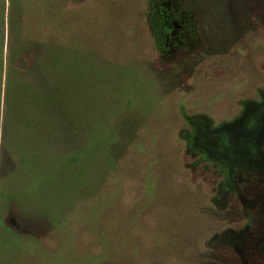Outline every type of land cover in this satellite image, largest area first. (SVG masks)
I'll use <instances>...</instances> for the list:
<instances>
[{"label": "rangeland", "instance_id": "rangeland-1", "mask_svg": "<svg viewBox=\"0 0 264 264\" xmlns=\"http://www.w3.org/2000/svg\"><path fill=\"white\" fill-rule=\"evenodd\" d=\"M149 1L71 0L44 25L35 0H0V264H264V0H167L192 11L197 38L166 52ZM61 37L94 64L79 83L89 116L64 151L74 176L49 181L41 207L7 99L28 85L26 49ZM191 125L228 177L188 150Z\"/></svg>", "mask_w": 264, "mask_h": 264}, {"label": "trees", "instance_id": "trees-1", "mask_svg": "<svg viewBox=\"0 0 264 264\" xmlns=\"http://www.w3.org/2000/svg\"><path fill=\"white\" fill-rule=\"evenodd\" d=\"M12 1L13 7H17V0ZM35 1L40 5L34 13L36 19L41 17L42 23L49 25L54 16L57 18L59 12L61 13L71 0ZM168 18L173 22L177 21L178 26H181L177 33L169 24ZM147 21L156 45L162 52L168 51L171 46L178 47L187 43L188 36L185 38L184 33L197 38L193 13L183 4L171 6L167 0H150ZM48 27L46 30L43 28L45 35L48 33ZM26 50L29 52V54L25 52L26 54L33 56L26 72L27 76L30 70L31 76L27 77L28 82L26 77L18 79L13 77L11 80V85L19 83L22 86L25 82L28 85L19 94L13 93L12 87L10 88L8 97L11 98L7 99L6 117L8 122H15L18 119H23L25 122V132L23 135L19 134L13 148L19 149L22 165L27 168L30 175V182H32L30 184L34 183L37 189L38 196L35 194L34 201L36 203L37 200L45 201L44 196L48 195L46 188L49 181L55 182L54 180L59 176L68 178L74 176L71 161L78 157L73 156L71 152L64 151L75 144V135H78L77 140L83 137L85 119L89 116V95L81 90L79 83L89 79V69L94 64L89 63L85 51L78 49L76 44L72 45L68 37L64 39L61 37L60 42L56 39L43 38L32 43ZM75 74H78V77H75ZM21 94H23L22 97ZM20 101L23 102V107L16 104ZM196 134L197 130L194 125L186 131L188 150L192 153L200 151L195 144ZM49 144H55L64 153L49 154L47 152ZM200 152L202 160H214L205 151ZM214 161L219 165L220 172L228 177L226 165L220 161ZM47 164L51 166V170H55V174L46 181V184L39 183L37 178L42 173L41 170H44L43 166ZM57 191L52 190V194ZM70 191V188L69 191L62 189L58 197L68 196ZM40 206L42 207L41 204ZM44 206H47V203H44Z\"/></svg>", "mask_w": 264, "mask_h": 264}]
</instances>
